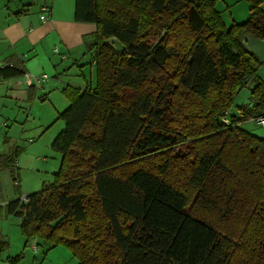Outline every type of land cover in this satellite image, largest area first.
I'll return each instance as SVG.
<instances>
[{"label": "trees", "instance_id": "16d2710c", "mask_svg": "<svg viewBox=\"0 0 264 264\" xmlns=\"http://www.w3.org/2000/svg\"><path fill=\"white\" fill-rule=\"evenodd\" d=\"M245 1L247 20L226 27L218 0H75L74 21L95 26L94 88L62 90L54 182L0 217L78 264H264V138L241 128L264 118L262 64L242 43L264 41V0ZM249 79L251 106L228 118ZM19 155L0 154V171Z\"/></svg>", "mask_w": 264, "mask_h": 264}, {"label": "rangeland", "instance_id": "374dc122", "mask_svg": "<svg viewBox=\"0 0 264 264\" xmlns=\"http://www.w3.org/2000/svg\"><path fill=\"white\" fill-rule=\"evenodd\" d=\"M247 5L245 0H218L216 10L224 25L230 27L232 23L241 24L247 20ZM262 7L264 8V4ZM29 9L32 12L35 6ZM90 58L91 54L85 53L76 64L80 65L78 70H81L86 80L81 90L92 89L95 85V70L89 65ZM46 73L42 75H46L47 79H51L54 74ZM256 75L264 82V64L256 66ZM76 78L80 80L79 76L72 79ZM246 84L234 96L232 105L227 110L228 118L239 117V109L250 107L252 79ZM9 91L8 86L0 85V154L7 153L8 147L15 145L20 150V155L16 166L0 171V206L11 200L30 196L39 192L43 186L53 184L54 175L59 171L62 161V154L53 150L51 144L63 126L59 114L65 108H57L56 105L59 99L65 100L62 94L47 96L43 101L36 99L35 102H27L25 99L20 101L13 95H6ZM241 128L256 137L264 138V121L263 124H258L250 120L242 123ZM13 177L17 178L16 184ZM19 221L5 213L0 217V233H3L8 242V248L0 255V264L12 259H16L15 264H78L70 250L63 245L52 246L38 238L27 239L21 233Z\"/></svg>", "mask_w": 264, "mask_h": 264}, {"label": "crops", "instance_id": "0c3cea01", "mask_svg": "<svg viewBox=\"0 0 264 264\" xmlns=\"http://www.w3.org/2000/svg\"><path fill=\"white\" fill-rule=\"evenodd\" d=\"M74 1L0 0V62L22 73L12 79L0 75V85L10 88L6 95H13L20 101L35 102L36 99L43 101L47 96L62 94L68 86L83 91L81 88L86 80L78 70L80 65L76 64L87 53L86 45L95 32V26L74 21ZM33 6L35 9L31 12L29 8ZM247 6L249 11V4ZM46 72H54L51 79L47 77L38 84L34 83L32 79L36 75L40 77ZM77 76L80 80L72 79ZM68 103L66 99L57 101V108H65L61 113L68 108ZM62 124L61 131L64 128ZM15 148L18 147H8V152Z\"/></svg>", "mask_w": 264, "mask_h": 264}, {"label": "water", "instance_id": "95a60500", "mask_svg": "<svg viewBox=\"0 0 264 264\" xmlns=\"http://www.w3.org/2000/svg\"><path fill=\"white\" fill-rule=\"evenodd\" d=\"M242 43L246 49V51L253 55L261 64L264 63V41L258 40L256 38L250 36H244L242 39ZM108 44L112 46V48L118 53L122 54L124 47L122 44L116 39L111 38L108 41ZM63 219V216L53 221L50 226L52 228L56 227L60 220Z\"/></svg>", "mask_w": 264, "mask_h": 264}, {"label": "built area", "instance_id": "2783aa9c", "mask_svg": "<svg viewBox=\"0 0 264 264\" xmlns=\"http://www.w3.org/2000/svg\"><path fill=\"white\" fill-rule=\"evenodd\" d=\"M42 11H45V9H42ZM55 52H57V48H55ZM6 68H8L7 64L0 62V70L6 69ZM46 78H47L46 75H42V76H40L38 78L35 77L32 80L34 81V83L38 84L40 81L45 80ZM224 115H228V112H226ZM263 121H264V118H259V119L256 120V122L258 124H263ZM222 122L224 124H226V125H229L230 124L229 120H227L226 118H223ZM21 201H23L24 203H26L28 201L27 200V197H22L21 198ZM34 250H36V248H34Z\"/></svg>", "mask_w": 264, "mask_h": 264}]
</instances>
